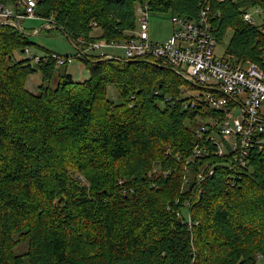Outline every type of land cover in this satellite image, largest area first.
I'll use <instances>...</instances> for the list:
<instances>
[{"label": "trees", "instance_id": "trees-1", "mask_svg": "<svg viewBox=\"0 0 264 264\" xmlns=\"http://www.w3.org/2000/svg\"><path fill=\"white\" fill-rule=\"evenodd\" d=\"M243 4L264 0H38L37 13L56 22L50 34L124 43L139 6L191 21L210 6L217 43L232 32L225 57L264 69V22L247 24ZM33 46L0 27V264H264V154L242 171L213 154L188 163L203 109H185L183 77L148 56L92 53L75 56L87 80L65 72L53 88L55 60L17 59Z\"/></svg>", "mask_w": 264, "mask_h": 264}, {"label": "built area", "instance_id": "built-area-1", "mask_svg": "<svg viewBox=\"0 0 264 264\" xmlns=\"http://www.w3.org/2000/svg\"><path fill=\"white\" fill-rule=\"evenodd\" d=\"M224 1L227 0H221ZM37 8L38 0H18L15 5L0 2V27H11L26 34L23 22L40 20L43 26L34 30V34L56 29V22L40 18ZM209 15L210 6H205L198 19L193 21L172 16V35L166 41L156 43L151 40L150 34L151 12L147 6H139L136 11L138 28L129 41L88 43L79 38L72 42L80 56L96 53L108 60L148 56L154 63L172 68L188 82V87L183 88V96L187 99L185 109H203L194 127L195 135L201 142L187 162L207 159L213 154L217 158H226L223 163L231 171H242L249 168L252 150L264 154V69L252 62L239 63L230 57L219 58ZM255 15L263 23L264 7H255L254 13L242 10L247 24L259 26ZM116 49L123 50L125 56L107 52ZM24 55L35 64L55 60L58 67L75 61V56L57 53L32 55L30 48L24 51ZM216 168L213 165L208 173H200L199 180L213 175Z\"/></svg>", "mask_w": 264, "mask_h": 264}, {"label": "rangeland", "instance_id": "rangeland-1", "mask_svg": "<svg viewBox=\"0 0 264 264\" xmlns=\"http://www.w3.org/2000/svg\"><path fill=\"white\" fill-rule=\"evenodd\" d=\"M241 10H247L251 13H254L255 7H252L251 5L243 4L241 6ZM255 16L257 22L261 25L262 19H260L257 15ZM172 18H173L172 14H159V15L151 14L150 34H151V40L153 42L162 43L166 41L168 38H170L171 33L174 30ZM137 23L139 24V20H137ZM23 24L24 27L26 28V34L29 36L30 40L36 45H38V47L33 46L30 48V52L32 55L49 56L52 53H57L63 56H73V57L77 55V49L74 47L73 42L65 34H63V32L56 31L53 34H50L48 33V30H44L41 31L39 34H34V30L42 28L43 26L42 21L26 20L23 22ZM95 33L98 32L95 31ZM231 36H232V32L230 31L227 37L225 38V40L221 44H218L216 49V55L219 58H223L227 56L226 48ZM42 48L47 51H44ZM107 52L114 56H120V57L125 56V52L120 49L108 50ZM17 59L25 60L26 57L24 53H21L17 55ZM65 72H68L69 74L73 75L75 82H83L87 80L90 76L88 68L85 65V63L82 62L79 58L75 57V61L72 64L64 66L60 71H58L57 76L55 77L52 83L53 88H55L59 83V78H58L59 74H63ZM43 84H44L43 77L40 74V72H37L29 77L27 88L32 93H37L39 87ZM109 96L112 101L117 103L119 102L118 92L112 87L109 90ZM156 169L159 170V168ZM75 176L77 177L78 175ZM195 176H196L195 172L192 171L189 173L190 180H193ZM80 180L83 182V184L89 185L85 180L83 179ZM28 249H29V244L23 243L19 245L14 252L16 255H23L28 251ZM25 263L29 264L28 258H25Z\"/></svg>", "mask_w": 264, "mask_h": 264}, {"label": "crops", "instance_id": "crops-1", "mask_svg": "<svg viewBox=\"0 0 264 264\" xmlns=\"http://www.w3.org/2000/svg\"><path fill=\"white\" fill-rule=\"evenodd\" d=\"M9 5H13V3H10ZM172 33H173V31H172ZM172 33H171V35H172Z\"/></svg>", "mask_w": 264, "mask_h": 264}, {"label": "water", "instance_id": "water-1", "mask_svg": "<svg viewBox=\"0 0 264 264\" xmlns=\"http://www.w3.org/2000/svg\"><path fill=\"white\" fill-rule=\"evenodd\" d=\"M22 53H24V51H22Z\"/></svg>", "mask_w": 264, "mask_h": 264}]
</instances>
